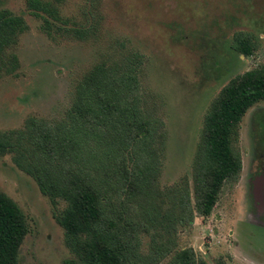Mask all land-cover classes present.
<instances>
[{
    "label": "rangeland",
    "instance_id": "374dc122",
    "mask_svg": "<svg viewBox=\"0 0 264 264\" xmlns=\"http://www.w3.org/2000/svg\"><path fill=\"white\" fill-rule=\"evenodd\" d=\"M40 1L86 36H48L29 0H0V12L23 17L29 27L8 51L17 55L18 71L0 74V133L22 130L31 118L61 119L95 65L132 64L141 109L159 123L163 144L153 190L158 209L143 201L124 203L126 195L120 196L119 210L138 228L130 264H180L178 256L188 250L207 264H264V101L236 129L232 148L242 169L224 182L209 216L196 210L194 185L210 106L232 79L264 70V0ZM240 41L252 47L251 55L239 51ZM186 189L192 216L166 228L176 194ZM0 192L27 218L18 264H80L56 220L65 204L53 207L11 155L0 158Z\"/></svg>",
    "mask_w": 264,
    "mask_h": 264
},
{
    "label": "trees",
    "instance_id": "16d2710c",
    "mask_svg": "<svg viewBox=\"0 0 264 264\" xmlns=\"http://www.w3.org/2000/svg\"><path fill=\"white\" fill-rule=\"evenodd\" d=\"M29 7L43 20L48 36L55 31L86 36L84 30L69 28L57 8L40 0H29ZM28 29L23 17L0 12V74L18 71V57L8 51L16 48ZM240 42L239 51L251 55L252 47ZM136 70L132 64L99 63L77 84L72 104L61 119L31 118L22 130L0 133V158L11 155L53 207L65 204L56 220L80 264H130L138 246V228L124 217L126 210H119L120 196L126 195L124 203L143 201L158 209L153 190L163 136L158 135L159 123L141 109ZM260 101H264V70H253L232 79L210 106L194 173L199 214L212 213L224 182L242 169L241 158L233 153V139L247 111ZM182 192L176 194L172 213L165 217L166 228L184 224L193 214L191 195L187 189ZM141 213L147 218L146 212ZM28 233L24 212L0 192V264H18ZM178 262L207 264L197 261L192 250L181 252Z\"/></svg>",
    "mask_w": 264,
    "mask_h": 264
}]
</instances>
